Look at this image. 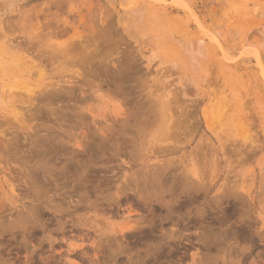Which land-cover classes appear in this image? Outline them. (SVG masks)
I'll list each match as a JSON object with an SVG mask.
<instances>
[{
    "label": "rangeland",
    "instance_id": "rangeland-1",
    "mask_svg": "<svg viewBox=\"0 0 264 264\" xmlns=\"http://www.w3.org/2000/svg\"><path fill=\"white\" fill-rule=\"evenodd\" d=\"M0 27V264H264V0H0Z\"/></svg>",
    "mask_w": 264,
    "mask_h": 264
},
{
    "label": "bare ground",
    "instance_id": "bare-ground-1",
    "mask_svg": "<svg viewBox=\"0 0 264 264\" xmlns=\"http://www.w3.org/2000/svg\"><path fill=\"white\" fill-rule=\"evenodd\" d=\"M80 2V4H81V1H79ZM88 3V2H87ZM74 5H75V3H73ZM72 4V5H73ZM77 4V3H76ZM82 4H83V1H82ZM85 4V3H84ZM73 5V6H74ZM88 7V6H87ZM92 8V7H91ZM90 9V8H89ZM92 10H93V8H92ZM77 10H75V12H76ZM87 11H90V10H87ZM93 11H95V10H93ZM93 11H92V13L91 14H93ZM77 13V12H76ZM79 13V12H78ZM77 13V14H78ZM95 13V12H94ZM90 14V16H92ZM79 16V15H78ZM84 16V15H83ZM83 16L81 17V20H82V18H83ZM89 16V17H90ZM85 20V19H84ZM33 23H34V21H33ZM10 25V24H9ZM25 25V24H24ZM27 25V24H26ZM33 25V24H32ZM3 27V26H2ZM28 27H29V25H28ZM35 27H39L40 28V26H39V24L37 25V26H35ZM30 29H32V28H30ZM29 32V31H28ZM35 32V31H34ZM74 32V31H73ZM80 33H81V31H79ZM6 33L7 32H4V30L0 27V46H2V47H4V48H8L9 46L10 47H12L13 48V46H15V45H13V44H11L10 42V39H9V37L8 36H6ZM40 33H41V31H39V30H37V32L36 33H34L35 34V38H39V39H41V36H40ZM30 37H32V36H30ZM73 38H78V39H81L82 38V36L78 33V32H76V34L74 33L72 36H71V38H70V40H72ZM77 39V40H78ZM83 39V38H82ZM44 40V39H43ZM69 40V41H70ZM43 44V46H45V47H50V48H53L52 46H54L53 45V41L52 40H50L49 38L47 39L46 38V40L45 41H43L42 42ZM69 44L70 43H67L63 48H62V52H64V51H66L70 46H69ZM73 44V43H72ZM18 45V44H17ZM19 46V45H18ZM73 45H71V47H72ZM80 46H84L83 44H80ZM15 48H16V46H15ZM19 48V47H18ZM70 49V48H69ZM10 50V49H9ZM55 50V49H54ZM26 51V50H25ZM68 51V50H67ZM13 59H14V61H15V63H16V65L17 64H19L18 62L20 61V62H23L24 63V65H28V66H26V67H31L34 63H31L32 65H30V63L29 62H27V61H33L32 59H31V56H29L28 54H25V53H19L18 52V57H16V56H14L13 57ZM29 63V64H28ZM14 64V63H13ZM14 66V67H17V66ZM6 66H9V64L8 65H6ZM11 67H13V66H11ZM14 67H13V69H14ZM10 69V68H9ZM9 69H7V72H8V70ZM42 70H39V73H42L43 74V71L41 72ZM10 72V71H9ZM8 72V73H9Z\"/></svg>",
    "mask_w": 264,
    "mask_h": 264
}]
</instances>
